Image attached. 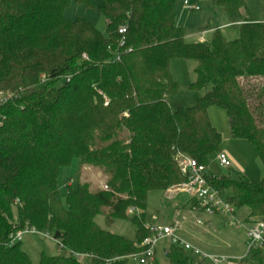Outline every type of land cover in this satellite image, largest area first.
<instances>
[{"label": "trees", "instance_id": "1", "mask_svg": "<svg viewBox=\"0 0 264 264\" xmlns=\"http://www.w3.org/2000/svg\"><path fill=\"white\" fill-rule=\"evenodd\" d=\"M71 1L0 0V264H32L20 243L10 244L25 229L48 234L67 253L42 255L38 264H135L129 258L153 233L148 194L187 181L183 158L204 169L235 216L264 220V176L253 184L230 167L227 175L209 171L222 138L208 117L210 107L225 111L230 136L250 143L264 174V0H211L227 24H207L200 32L212 31L210 39L196 43L176 24L177 0H99L105 34L83 19L68 22ZM225 29L237 37L228 40ZM174 60L194 61L191 89L208 88L190 108L169 106L178 93ZM73 161L78 172L102 171L106 189L67 184L61 194L60 170ZM129 210L132 241L95 223L102 214L109 229ZM163 254L168 264H206L170 243ZM251 260L264 264V255Z\"/></svg>", "mask_w": 264, "mask_h": 264}, {"label": "rangeland", "instance_id": "2", "mask_svg": "<svg viewBox=\"0 0 264 264\" xmlns=\"http://www.w3.org/2000/svg\"><path fill=\"white\" fill-rule=\"evenodd\" d=\"M184 1H187L190 6H198L200 10L197 12L187 11L183 6ZM258 1L250 0L249 5L254 6ZM92 2L95 8L87 9L72 0L64 11V18L68 22L83 19L100 33L105 34V20L96 10L100 1L92 0ZM174 12L176 24L183 30L184 40L187 43L198 42L200 29L206 27L207 24L214 28L228 21L220 8L212 6L211 0H177ZM223 33L228 40L237 37V33L231 29H225ZM211 35L212 33H206L204 38L209 39ZM195 67L194 61L174 60L171 62V76L178 85V93L168 100L169 106L173 110L194 106L197 100L208 90V88L201 91L191 89V84L196 79ZM208 117L211 125L221 135V153L226 154L231 159L230 168L239 174L241 173L240 175L247 182L258 184L264 174H262L261 162L250 143L230 136L226 113L222 109L210 107ZM209 171L217 176L230 174L228 168H220L216 160L210 163ZM77 172L76 161H73L69 167L60 170L57 185L61 194H65L67 184L75 188L79 183H86L90 186L91 191H97L103 189L107 183V176L98 169L80 168ZM231 175L233 176L232 173ZM190 199H193L192 196L183 192H176L173 195L161 192L148 194L145 209L146 224L155 229L174 227L175 236L179 240L198 249L205 255L241 258L242 264H255L245 253V230L231 227L228 224V219L223 216H208L199 209L190 210ZM103 211L106 212L107 210ZM244 214V212L237 213L236 217L240 219ZM131 219H133L132 216L126 220H119L108 229L105 227L103 215L100 214L95 218V223L102 230L132 241L135 237V226ZM197 221H200L201 224H197ZM167 243V240H163L156 245L155 258L158 264H168L163 254V247L167 246ZM20 248L27 253L32 264H38L42 255L54 257L67 254L66 251L59 249L51 238L32 232L23 235Z\"/></svg>", "mask_w": 264, "mask_h": 264}, {"label": "built area", "instance_id": "3", "mask_svg": "<svg viewBox=\"0 0 264 264\" xmlns=\"http://www.w3.org/2000/svg\"><path fill=\"white\" fill-rule=\"evenodd\" d=\"M183 6L189 12L199 11L198 6H190L187 1L183 2ZM125 27H120L118 33L123 35L125 33ZM86 59V57L84 56ZM107 104L105 103V106ZM216 162L220 168L231 167V161L224 153H220L216 156ZM182 175L187 178V181L181 185L171 188L170 192H183L190 194L193 200L196 201L199 209L208 216L220 215L228 219V224L236 229L245 230V253L251 259L255 254L262 253L264 255V220H258L256 222L240 221L234 214V210L231 205L227 204L219 191L209 186L204 174L205 171L202 167H199L195 161L187 158H183L179 163ZM103 189H106L104 186ZM129 216H133V210L127 212ZM197 224H201L197 221ZM147 228L152 230V235L146 238L141 246L145 247L144 250L132 255L129 259L135 264H146L148 260H152L155 257L156 245L163 240H167L168 243L181 247L184 251L196 258L198 261H203L206 264H241V258H228L220 256H209L201 253L198 249L188 245L187 243L179 240L175 236L174 227L152 228L146 224ZM40 234L34 229H25L18 231L11 236L10 244L20 243L24 234L27 233ZM51 238L48 234H40ZM54 241V240H53ZM59 249L63 250V246L59 241H54ZM73 257L79 261L89 260L90 256L79 255L70 253Z\"/></svg>", "mask_w": 264, "mask_h": 264}, {"label": "crops", "instance_id": "4", "mask_svg": "<svg viewBox=\"0 0 264 264\" xmlns=\"http://www.w3.org/2000/svg\"><path fill=\"white\" fill-rule=\"evenodd\" d=\"M226 24H227V22L226 23H224V24H221V25H217V26H215L216 28H224L225 26H226ZM214 27V28H215ZM206 33H212V31H207V32H203V33H200V37H199V39H198V42H207L209 39H206V38H204V35L206 34ZM211 37V36H210ZM230 159V158H229ZM231 160V159H230ZM85 168H88V167H82V169H85ZM78 173V172H77ZM164 194H171V195H173V194H175V193H173V192H170V191H166ZM193 205H194V202H193V199H190L189 200V209L190 210H194V209H192L191 207H193ZM196 209V208H195ZM240 221H243V218H240L239 219ZM148 225V224H147ZM245 243V242H244ZM164 248L165 247H163V250H164ZM251 260V259H250ZM252 261V260H251ZM253 262V261H252ZM253 263H255V262H253ZM242 264V263H241ZM256 264V263H255Z\"/></svg>", "mask_w": 264, "mask_h": 264}]
</instances>
